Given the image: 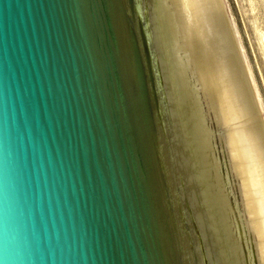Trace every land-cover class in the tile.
Returning a JSON list of instances; mask_svg holds the SVG:
<instances>
[{
    "label": "water",
    "instance_id": "1",
    "mask_svg": "<svg viewBox=\"0 0 264 264\" xmlns=\"http://www.w3.org/2000/svg\"><path fill=\"white\" fill-rule=\"evenodd\" d=\"M0 264H264L221 0H0Z\"/></svg>",
    "mask_w": 264,
    "mask_h": 264
},
{
    "label": "rangeland",
    "instance_id": "2",
    "mask_svg": "<svg viewBox=\"0 0 264 264\" xmlns=\"http://www.w3.org/2000/svg\"><path fill=\"white\" fill-rule=\"evenodd\" d=\"M264 127V0H221Z\"/></svg>",
    "mask_w": 264,
    "mask_h": 264
}]
</instances>
